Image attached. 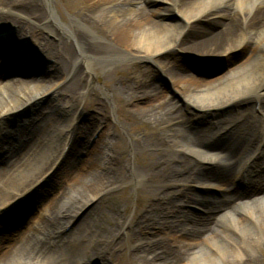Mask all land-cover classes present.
Instances as JSON below:
<instances>
[{
    "label": "bare ground",
    "instance_id": "1",
    "mask_svg": "<svg viewBox=\"0 0 264 264\" xmlns=\"http://www.w3.org/2000/svg\"><path fill=\"white\" fill-rule=\"evenodd\" d=\"M22 1L14 9L28 7L21 18L36 20L50 34L56 27L65 36L49 39L24 19L0 15L1 32L11 24L16 27L0 36V219L10 221L0 222V264H121L116 249L126 240V255L135 264H255L253 251L264 245V0H58L73 16L66 22L49 2L38 10L32 1ZM13 3L17 1L8 5ZM173 6L180 13L176 21L166 16ZM32 47L54 60L52 73L70 75L58 95L71 101L87 93L97 112L85 123L68 119L63 143L64 129L52 134L60 129L54 113L60 106L47 102V110L40 108L55 88L42 81H1L3 58L9 55L13 63ZM183 52L231 62L229 74L217 83L198 77L183 62ZM121 58L154 62L158 71L135 62L112 65ZM109 66L102 79L107 99L129 106L133 117L146 118L152 126L145 135L129 133L130 158L136 149L150 147L162 151L158 161L165 165L145 172L129 162L122 140H109L116 151L112 156L104 147H85L79 138L86 136L98 113L108 126L100 135L109 130L107 101L90 96L96 67ZM163 75L201 112L246 102L238 111L191 129L158 83ZM6 118L16 121V128L6 127ZM58 163L64 167L54 177L71 179L63 189L65 197L51 201L49 219L37 229L21 231L19 221L31 219L39 209L43 185L52 189L54 184L42 173ZM93 165L116 167L118 179ZM84 166L93 167L94 177L82 174ZM150 179L163 186L140 191L148 204L141 209L145 214L140 210L139 226L145 221L146 228L115 231L109 222L110 229L100 236L61 231L99 200V192ZM213 186L225 189L222 199L206 195ZM191 200L199 203L200 212L179 208ZM235 212L244 216L235 217ZM228 226L236 234L228 233Z\"/></svg>",
    "mask_w": 264,
    "mask_h": 264
},
{
    "label": "rangeland",
    "instance_id": "2",
    "mask_svg": "<svg viewBox=\"0 0 264 264\" xmlns=\"http://www.w3.org/2000/svg\"><path fill=\"white\" fill-rule=\"evenodd\" d=\"M1 2H4V4L0 5V15H5L6 17H14L15 19H20L23 16H27L24 12L25 9H28V7H25L23 11H15L14 9L19 8L18 0H0ZM17 1V4H10V2ZM22 1V0H19ZM26 2L32 1L33 5L38 9H43L44 5H48V2L51 3L50 5L53 6V8L56 10V13L58 14L59 18L63 21H67V19L72 18L73 16L71 13H69V10L66 9L65 5L62 4L58 0H24ZM22 1V2H24ZM166 4V3H165ZM161 6V4H158ZM158 5L153 6L154 8H157ZM10 6H12V9L9 10ZM22 8V7H21ZM13 10V11H12ZM167 16V20L176 21L180 17V13L177 12L176 7L173 6L172 11H169ZM14 19V20H15ZM24 19L27 22V25L32 27L34 30H36L39 33H42L43 35L47 36L49 39L53 38L56 34L63 35L65 34L56 27L54 28V33H48L47 30L42 29V26L36 21V20H29L27 17L21 18ZM20 19V20H21ZM73 19V18H72ZM12 21V20H11ZM77 22V20H76ZM13 26V27H12ZM8 27V28H7ZM5 29L1 32L0 36L2 37L7 31L11 29L10 32H12V28H16L15 25L11 24L10 26L4 27ZM15 30V29H14ZM29 39V36H28ZM31 39V38H30ZM30 51L23 53V55L19 56L16 60L10 62L12 60L9 55L5 58H3V69L1 76V81H14V80H20V81H42L45 82V86L47 87H54L55 93L53 97L45 98L40 103V108L42 109H48L47 105L48 103L55 105L56 103L60 106V108L55 109V115L56 118H58V123H61L58 125L59 128L54 133V136L58 133V131L61 129H64L63 133H61V143H63V135L66 130V125L68 119H76V121L81 118L82 123L87 122V118L91 116H95L97 113L95 110V106H91L88 104V96L86 94H78L76 98L72 99L71 101L66 94L58 95V90L62 89L66 81L70 80L69 76H57L54 73H52L51 65L53 64V59L47 56H42L39 51L35 48L29 49ZM14 55V54H13ZM12 55V57H13ZM183 62L188 66L189 70L194 73V75L198 77H202L205 80L208 81H214V83H217L221 81V79L226 78V76L229 74V68L231 66L228 62H224V60H221L220 58H199L194 54H188L183 52ZM11 56V55H10ZM135 62L137 64H144L148 65L150 68L152 67L154 70H157V65H155L154 62L151 63H145L144 61H136V60H129L126 58H121V60H117L112 63V65H118L123 63H131ZM112 65H110L112 67ZM1 66V67H2ZM109 67H96V77L93 78L91 81V85H95L96 88L94 91L90 92V96L93 98L95 96H98L99 99L107 101V107H105L104 114L108 119V122L110 127L107 133H105L104 137L103 135H100L103 130H105L108 126L103 124L105 117L101 113H98L97 117L95 119H92V124L90 125V129L87 131L85 137L79 138L84 142L85 147L91 148V150L94 148L97 150L101 148H105V151H107L109 154H112V156L115 155V147H112L109 143V140L112 138L113 140H122L123 144H126V151L123 152L127 158H130V144H128L129 139V133L130 134H139V135H145L146 133H151V123L147 121L146 118L139 119L136 117H133L129 110V106H120L116 104V101L113 99H107V87L104 84L103 75L106 69ZM158 71V70H157ZM1 75V73H0ZM264 78V77H263ZM115 80L114 78L111 80L113 82ZM106 83V82H105ZM158 83L161 87L164 88V91L167 92V97L169 98L170 102H174L176 108L181 111L182 115L185 116L186 121L191 129L194 127L197 128H203L204 125L206 126L211 121L216 119L217 117H223V114H226L228 112H235L238 111V107H242V104H245L242 101L241 103L237 105H232V107L224 108L222 111L217 112L213 111L210 112H201L199 109H195V105L191 106L186 101H184L183 95L174 87L172 82L169 81V79L166 76H161L158 79ZM25 87V85H24ZM22 87V88H24ZM29 87H32L30 85ZM48 102V103H47ZM239 105V106H238ZM46 106V107H45ZM36 107H39L37 105ZM44 107V108H43ZM194 107V108H193ZM193 108V109H192ZM225 110V111H224ZM201 112V113H200ZM218 115L217 117H215ZM104 116V117H100ZM7 119V118H6ZM96 119H100L102 122L96 123ZM215 121V120H214ZM81 123V124H82ZM16 121L14 120H8L6 121L5 126L8 127L10 130L16 128L15 126ZM212 124V123H211ZM95 126V127H94ZM6 129V128H5ZM8 131V130H7ZM4 131L2 130L3 134ZM108 134V135H107ZM8 133L6 134V136ZM9 137V135L7 136ZM10 138V137H9ZM105 139V140H104ZM108 139V141H106ZM16 141V140H15ZM128 145V146H127ZM65 152V151H64ZM162 154V151L160 150H154L150 147L142 148V149H136V155L135 158H130L129 162L132 163L134 166H139L141 170L147 171V169L150 168H156L162 164L160 161H158V157ZM88 154L83 156L84 158L87 157ZM82 156V155H81ZM67 157V156H66ZM49 163V162H48ZM46 162V165L48 164ZM52 165V164H51ZM50 165V166H51ZM38 166V165H37ZM46 168V170L42 173L44 174L42 177L49 178V183L52 181L54 184L52 185V189L46 187V185H43L44 187V198H41V202L39 205V209L37 211H33V215L31 219L29 217L24 218L23 220L19 221L21 225H18V227L22 230H27L28 233L32 232L34 229H37L39 224L42 220L49 219L47 215L50 213V204L51 201L55 198H64L65 196H62L63 189L68 188L69 183H71V179L65 178V176L61 175L58 177V179L54 176H58V172L62 170V167H64V164H54L51 167ZM62 166V167H61ZM95 166V165H93ZM116 166H119L116 165ZM123 171L125 172L127 170V165H124L122 163ZM95 169H97V172H106L107 174H110L111 177L116 180L118 179V170L116 167H113L111 165L110 168H103L99 167L98 165L95 166ZM81 172L83 175H86L89 178L94 177L95 171L93 170V167L91 166H84L81 168ZM56 174V175H55ZM237 180V179H236ZM48 182V180H47ZM163 186V183L161 181H156L155 179H150L146 183L138 184L136 185L132 181L123 182V184H114V187L112 189H109L106 192H99L100 198L97 200L94 204L87 207V209H84L80 211V213L77 214L72 220H70V223L66 225L64 229H61V231L65 235H81L84 233H81L82 230H87L89 234L93 233L96 236H100L101 232H107V229H110V223L113 224V228L115 231L120 230H130V229H140V228H146L145 227V221L139 226L141 215L145 214L146 212L142 211L145 204H148V202L145 200L143 195L140 191L142 189H158ZM210 190L207 191V196L214 195L216 198L222 199V193L225 191L224 188L220 186L216 187H209ZM209 192V193H208ZM212 194V195H211ZM158 200V199H156ZM179 200V199H178ZM146 201V202H145ZM180 201V200H179ZM151 202H156L154 199L151 200ZM145 205V206H144ZM195 205V206H194ZM144 206V207H143ZM199 203L197 204L196 201L193 202V200L189 201L188 206L180 205V209L183 208L185 210H192L195 213L200 212L202 209L199 207ZM143 207V209H142ZM254 209L260 208L259 204L253 205ZM15 209L14 211L18 210V208H11ZM142 209V210H141ZM141 210V215L139 216ZM161 214V213H160ZM235 217L238 216H244L242 213L235 212ZM139 216V217H138ZM2 217V216H1ZM110 217L112 219H110ZM247 218V217H245ZM107 219H110V221H106ZM4 220V223H8V218L2 217L0 219V222ZM13 222V221H12ZM110 222V223H109ZM249 222V220H248ZM15 224V222L11 223ZM229 228H226L228 233H231L234 235V233L237 231V229H232L233 227L228 226ZM237 228V227H236ZM253 229L255 227L253 226ZM15 230V229H14ZM60 231V232H61ZM80 232V233H78ZM27 233V234H28ZM236 234V233H235ZM17 237V235H15ZM20 237V235H19ZM173 243V245L176 244V240L174 237L169 238ZM128 240L124 242L125 245H120L119 248L116 249V253L119 255L118 259L120 260L121 264H135L134 259H130L126 255L127 248L125 247ZM128 243V242H127ZM254 256L257 257V262L255 264H264V245L262 248L255 249L253 251ZM253 264V263H252Z\"/></svg>",
    "mask_w": 264,
    "mask_h": 264
}]
</instances>
